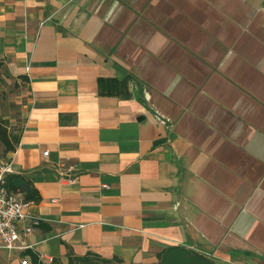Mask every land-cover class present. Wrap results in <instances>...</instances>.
Returning a JSON list of instances; mask_svg holds the SVG:
<instances>
[{
  "label": "crops",
  "instance_id": "0c3cea01",
  "mask_svg": "<svg viewBox=\"0 0 264 264\" xmlns=\"http://www.w3.org/2000/svg\"><path fill=\"white\" fill-rule=\"evenodd\" d=\"M177 1L0 0V62L26 90L0 165L31 182L39 222L32 246L1 250L0 264H32L30 252L42 264L69 252L157 264L176 246L264 264V58L225 38L243 36L264 0H206L236 4L217 29L211 14H164ZM221 115L231 124H216ZM192 118L216 125L212 136Z\"/></svg>",
  "mask_w": 264,
  "mask_h": 264
},
{
  "label": "rangeland",
  "instance_id": "374dc122",
  "mask_svg": "<svg viewBox=\"0 0 264 264\" xmlns=\"http://www.w3.org/2000/svg\"><path fill=\"white\" fill-rule=\"evenodd\" d=\"M190 1V2H189ZM206 2V0H204ZM214 2V0H212ZM193 2V3H192ZM203 4L202 2H196V0H178L177 4L179 6L174 7V8H166L163 9L164 14L171 15V11L175 12H183V13H192L195 15L202 14V13H207L211 14V23L212 27H221L223 26L224 20L222 16H217L221 12H232L234 15V12H237L236 9V4L233 2L224 4L222 3H208ZM251 11H253V8H250ZM249 9L248 11L251 12ZM218 13V14H217ZM254 16V15H253ZM236 17V16H235ZM236 20L234 21L233 19H230L228 17V23L229 26L231 27V24H234L233 26L236 27L238 26L236 22H241L239 18H235ZM238 20V21H237ZM243 26H246L245 28V33L244 35H229L228 37H225V35H217L218 38L224 39V37L231 42L233 38H239V41H237L236 45H232L233 51H237L240 56H245L248 58H258V57H263L264 58V29L257 30L255 28H258V26H264V12H258L257 16L252 17H245L243 21ZM151 29H159L160 31L168 32L165 33L166 36L171 37V32L170 30L167 31L166 25L165 24H156L149 26ZM250 29V30H249ZM251 29H254L253 32L250 33ZM232 34V33H229ZM216 34L212 36V39H215ZM232 38V39H231ZM202 39V38H201ZM204 39V38H203ZM171 41L173 43H176L177 45H181L183 49H187V47L180 43L178 39H173L171 38ZM188 45V44H187ZM190 45V44H189ZM172 48V47H171ZM172 50V49H171ZM169 50V51H171ZM244 54V55H243ZM147 57H143L144 60H150L148 54H146ZM171 55H174V53L171 51ZM142 59V58H139ZM254 85V82L250 83ZM255 85H257V89L261 90L260 88L263 85L258 81H255ZM259 86V87H258ZM26 98V90L24 85L21 82L16 81L12 76L8 75V72L4 68H0V124L6 126L10 132L11 135H19L22 124H23V117H24V100ZM189 105L192 104L191 102L188 103ZM177 114V113H176ZM175 114V115H176ZM232 117L234 116H229V115H221L217 117L216 124L218 125H223L225 126L226 124H231L232 122ZM190 128L195 130L197 133H199V137H205L209 138L213 134V129L211 128L216 127V125L212 124L209 121H206V119H194L192 118L190 120ZM226 135V133L224 134ZM202 138V139H203ZM4 155V149L3 146L0 145V156Z\"/></svg>",
  "mask_w": 264,
  "mask_h": 264
},
{
  "label": "trees",
  "instance_id": "16d2710c",
  "mask_svg": "<svg viewBox=\"0 0 264 264\" xmlns=\"http://www.w3.org/2000/svg\"><path fill=\"white\" fill-rule=\"evenodd\" d=\"M0 62V68H3ZM18 142V136L11 135L8 128L0 124V143L5 152L15 150ZM7 188L11 193L23 195V201L29 203L36 202L38 198L31 182L18 174H9L6 176ZM32 264H42L36 253L30 252ZM157 264H216L210 257L202 253L183 246L168 247L157 255ZM50 264H62L54 259ZM66 264H121L119 259H103L99 255L89 252L84 256H77L69 252Z\"/></svg>",
  "mask_w": 264,
  "mask_h": 264
},
{
  "label": "built area",
  "instance_id": "2783aa9c",
  "mask_svg": "<svg viewBox=\"0 0 264 264\" xmlns=\"http://www.w3.org/2000/svg\"><path fill=\"white\" fill-rule=\"evenodd\" d=\"M12 174L10 164L0 165V251L9 254L28 250L27 239L39 222L28 213L29 203L7 188L6 176ZM22 264H27L24 260Z\"/></svg>",
  "mask_w": 264,
  "mask_h": 264
}]
</instances>
